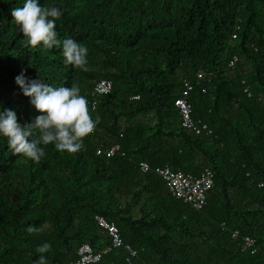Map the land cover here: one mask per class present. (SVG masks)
I'll return each instance as SVG.
<instances>
[{
  "label": "trees",
  "instance_id": "obj_1",
  "mask_svg": "<svg viewBox=\"0 0 264 264\" xmlns=\"http://www.w3.org/2000/svg\"><path fill=\"white\" fill-rule=\"evenodd\" d=\"M40 2L62 10L57 38L88 48L87 70L65 64L62 45L26 47L12 17L24 0H0V110L22 124L39 114L15 82L24 70L79 87L99 122L80 151L49 144L39 162L0 136V264H39L46 242L48 264L75 261L84 243L104 249L111 238L97 215L138 251L131 264H264V0ZM104 79L112 90L95 94ZM185 81L193 117L211 134L182 125ZM166 165L214 172L202 210L170 193L156 171ZM245 235L256 252L243 251ZM126 255L122 246L92 264H130Z\"/></svg>",
  "mask_w": 264,
  "mask_h": 264
},
{
  "label": "clouds",
  "instance_id": "obj_2",
  "mask_svg": "<svg viewBox=\"0 0 264 264\" xmlns=\"http://www.w3.org/2000/svg\"><path fill=\"white\" fill-rule=\"evenodd\" d=\"M62 15L60 8L45 7L40 0H24L22 7L12 10V17L26 38V47L42 46L51 50L62 45L64 63L86 71L88 48L71 37L62 42L57 38L56 22ZM15 82L39 114L30 123L22 124L12 109L0 110V136L7 139L10 152L39 162L49 144L61 152L80 151L84 147L83 138L94 131L99 118L93 119L90 115L88 99L79 87H53L40 78H29L24 70L15 77ZM37 133L39 138L33 139ZM28 231L35 229L29 227ZM50 250L51 244L47 242L36 249L41 253L39 264H48L43 254Z\"/></svg>",
  "mask_w": 264,
  "mask_h": 264
},
{
  "label": "built area",
  "instance_id": "obj_3",
  "mask_svg": "<svg viewBox=\"0 0 264 264\" xmlns=\"http://www.w3.org/2000/svg\"><path fill=\"white\" fill-rule=\"evenodd\" d=\"M236 37V34H234ZM238 56H234L230 62V66H234L237 62ZM202 77V74H199ZM112 82L110 80H101L95 87V94L103 95L109 93L112 90ZM193 85L190 81H185V89L183 95L176 99V105L180 109L182 115V125L186 128L192 129L197 134H201L205 131L208 134L212 133V129L208 123L201 120H195L193 117V107L189 101V94ZM245 92L251 95L248 87L245 88ZM137 97V96H136ZM120 148L119 145L112 146L107 155L112 156ZM102 150H99L100 154ZM140 168L143 171L150 169L147 162H140ZM156 171L167 182V186L172 195L177 198L183 199L190 203L194 209L202 210L207 204V194L214 184V172L206 168L199 175L192 172H186L182 170H174L169 165L157 167ZM96 221L98 224L107 231L111 238V244L106 246L102 250H96L91 244L84 243L78 249V258L68 264H92L99 262L103 255L107 252H111L116 248L124 246L126 250V260L131 264L134 258L137 257L138 251L130 244L124 243L119 227L114 223L108 221L104 216L97 215ZM240 235L239 230L233 233L234 237ZM243 251L256 252L258 250L257 241L254 237L245 235L242 241Z\"/></svg>",
  "mask_w": 264,
  "mask_h": 264
}]
</instances>
